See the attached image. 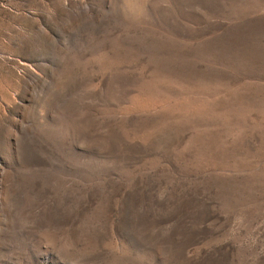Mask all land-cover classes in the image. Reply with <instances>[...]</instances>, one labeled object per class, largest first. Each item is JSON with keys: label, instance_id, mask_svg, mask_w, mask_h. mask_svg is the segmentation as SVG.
Returning <instances> with one entry per match:
<instances>
[{"label": "rangeland", "instance_id": "obj_1", "mask_svg": "<svg viewBox=\"0 0 264 264\" xmlns=\"http://www.w3.org/2000/svg\"><path fill=\"white\" fill-rule=\"evenodd\" d=\"M0 264H264V0H0Z\"/></svg>", "mask_w": 264, "mask_h": 264}]
</instances>
